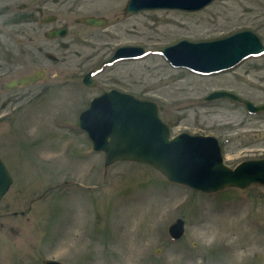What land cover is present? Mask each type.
Listing matches in <instances>:
<instances>
[{
    "label": "rangeland",
    "instance_id": "rangeland-1",
    "mask_svg": "<svg viewBox=\"0 0 264 264\" xmlns=\"http://www.w3.org/2000/svg\"><path fill=\"white\" fill-rule=\"evenodd\" d=\"M41 1L0 0V159L12 178L0 200V264H264V186L205 194L168 182L144 163L105 165L78 126L88 100L118 86L156 102L172 135L218 138L230 167L264 157V110L251 114L242 102L206 99L227 90L264 105V53L211 74L173 67L157 54L180 39L211 41L242 29L264 45V0L128 16V0H63V9L75 8L62 16L70 33L57 40L43 36L37 17H27ZM83 14L107 24H76ZM122 46L145 53L103 64ZM38 68L47 74L40 82L4 89L6 80ZM89 70L92 86L80 81ZM177 218L184 231L173 240L168 227Z\"/></svg>",
    "mask_w": 264,
    "mask_h": 264
},
{
    "label": "water",
    "instance_id": "water-1",
    "mask_svg": "<svg viewBox=\"0 0 264 264\" xmlns=\"http://www.w3.org/2000/svg\"><path fill=\"white\" fill-rule=\"evenodd\" d=\"M213 0H128L124 14L142 10L179 9L197 11ZM80 22L91 26L105 25V18L83 17ZM65 36L60 29L49 37ZM264 45L251 30L245 29L226 37L192 42L179 40L161 52L174 66H186L202 73H214L234 67L245 58L263 52ZM143 48L123 46L116 50L111 60L138 57ZM43 77V71L14 78L6 88L25 86ZM84 83L93 85L90 73ZM225 97L241 101L250 112L264 110V105H254L237 94L226 90L211 92L206 99ZM79 126L87 132L95 151L104 153V164L116 161H134L150 165L170 182L212 193L227 187L247 188L252 184L264 185V159L244 160L231 168L224 163L218 140L213 136L192 135L181 132L170 136V127L159 117L158 105L149 99L129 93L110 90L90 102L79 115ZM12 178L0 159V199L8 190ZM169 234L177 239L184 231V221L174 220ZM44 264H61L47 259Z\"/></svg>",
    "mask_w": 264,
    "mask_h": 264
},
{
    "label": "flooded vegetation",
    "instance_id": "flooded-vegetation-1",
    "mask_svg": "<svg viewBox=\"0 0 264 264\" xmlns=\"http://www.w3.org/2000/svg\"><path fill=\"white\" fill-rule=\"evenodd\" d=\"M66 2V1H65ZM63 0H42L41 3L37 6H35L33 8V11H31V14L30 15H27L28 18H36L38 19V22L42 25H45V30L43 32V36L48 39V40H57V39H63L65 38L71 31V24L68 23L67 21L63 20L62 16L63 14L65 13H68V12H73L74 11V8H75V5H71L70 7H68V9H63L62 6L63 4L65 3ZM50 3L53 8L50 9L47 4ZM26 7V4L22 3V4H19L16 6V9H23ZM26 18V16H24ZM83 17H96V18H104L102 16H95V15H92V14H88V15H79L75 18H73V21L78 24V25H85V26H91V25H88V24H85L83 22H80V20L83 18ZM13 19V18H12ZM18 17H15L14 20H12L10 22V25H13L15 26L17 23H18ZM27 19V18H26ZM106 23H107V20H106ZM93 27H98V26H93ZM60 29H62L64 32H65V36L64 37H59V35H55V36H52V37H49V35L51 34H54L56 31H59ZM6 33V32H5ZM3 34V30L0 28V35ZM9 35H12V33H10ZM13 40V39H11ZM17 42V40H16ZM39 51H41V47H38ZM44 56L50 60H54L55 58L53 56H51L50 54H47V52L45 51L44 52ZM37 70H41L43 71V78L45 77L46 74V70L45 69H42V68H38ZM35 71V70H34ZM33 71V72H34ZM32 73V72H31ZM1 75V74H0ZM42 78V79H43ZM14 79V78H13ZM42 79L40 80H37L36 82L34 83H31V84H36L38 82H40ZM9 80L11 79H8L4 82L3 84V87L5 89V84L6 82H8ZM75 83H80V81L75 78L74 80ZM29 84V85H31ZM27 85V86H29ZM19 87H24V86H19ZM19 87H16V88H19ZM14 88V89H16ZM110 88H117L119 89L120 91H125L124 89L118 87V86H110L108 87L107 89H105L104 91H102L101 93L105 92L106 90L110 89ZM13 90V89H12ZM11 90V91H12ZM99 93V94H101ZM98 94V95H99Z\"/></svg>",
    "mask_w": 264,
    "mask_h": 264
}]
</instances>
